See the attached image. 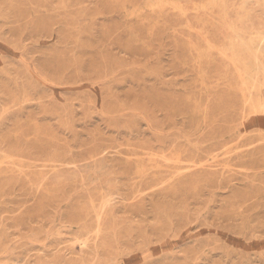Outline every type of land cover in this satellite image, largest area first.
<instances>
[{"label":"rangeland","instance_id":"1","mask_svg":"<svg viewBox=\"0 0 264 264\" xmlns=\"http://www.w3.org/2000/svg\"><path fill=\"white\" fill-rule=\"evenodd\" d=\"M0 264H264V0H0Z\"/></svg>","mask_w":264,"mask_h":264},{"label":"bare ground","instance_id":"2","mask_svg":"<svg viewBox=\"0 0 264 264\" xmlns=\"http://www.w3.org/2000/svg\"><path fill=\"white\" fill-rule=\"evenodd\" d=\"M222 4H223V3H222ZM174 6H175V5H174ZM217 8H218V7H217ZM178 10H180V9H178ZM221 12H222V11H221ZM239 36H240V35H239ZM261 40H263V39H261ZM239 43H240V42H239ZM239 43H237V44H239ZM239 45H241V44H239ZM245 45H246V44H245ZM242 46H243V45H242ZM240 47H241V46H240ZM240 47H239V48H240ZM248 47H249V46H248ZM248 47H247V48H248ZM240 49H241V48H240ZM243 50H244V49H243ZM245 50H246V49H245ZM241 51H242V50H241ZM248 51H250V50H248ZM242 53H243V52H242ZM252 53H253V52H252ZM252 53H251V54H252ZM255 59H257V58H255ZM244 69H245V68H244ZM247 70H248V68H247ZM245 71H246V70H245ZM246 74H247V73H246ZM258 80H259V79H258ZM252 105H253V104H252ZM249 107H251V106H249ZM170 176H171V175H170Z\"/></svg>","mask_w":264,"mask_h":264}]
</instances>
